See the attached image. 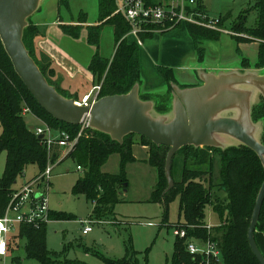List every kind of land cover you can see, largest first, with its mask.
I'll return each instance as SVG.
<instances>
[{"label":"trees","instance_id":"obj_1","mask_svg":"<svg viewBox=\"0 0 264 264\" xmlns=\"http://www.w3.org/2000/svg\"><path fill=\"white\" fill-rule=\"evenodd\" d=\"M69 2L70 0H61L63 5L69 6ZM98 6L101 23L88 27L89 42L99 48L103 27L109 24L114 28L117 46L112 58L104 57L97 51L91 61L90 69L98 78V84L101 85L99 98L125 94L136 84L143 85L141 47L137 42L126 37L131 26L125 16L116 13L117 0H98ZM255 6L254 9H257L259 14L255 26L247 27V19L252 12L247 9L239 15L235 26L241 30L247 27L249 36L261 40L255 65L264 67V0H255ZM220 17L221 25L227 27L226 21L231 18V13L225 16L220 15ZM30 22L31 24L24 32V43L27 49L50 84L56 86L63 95L71 97L55 81L56 71L52 68V62L45 55L37 53L35 39L42 34V28L34 24L31 19ZM186 27L194 40L199 59L203 58V52L199 51V44L218 40L222 33L192 24ZM62 28L67 33L78 36L81 26L63 24ZM147 37L149 35L142 38L145 40ZM242 62L246 67L251 65L248 58L243 59ZM43 65H48L49 73ZM157 69L165 81L170 83L176 80V70L173 68L159 66ZM180 86L188 87L183 84ZM140 95L144 100H156L157 109L160 112H167L170 109L171 89L164 96L142 90ZM24 105H27L37 117L57 132H66L72 138L78 136L81 124H70L56 119L34 98L16 73L0 38V124L2 126L0 154L6 153L5 172L0 177V217L6 213L12 195L17 190L15 187L17 178L24 173L26 167L30 164L38 167V172L33 178L35 179L47 169L49 161L56 162L61 155L58 147L50 152L44 140L39 139L38 135L28 127L23 115ZM252 117L254 121L264 120L263 97L253 107ZM136 137H139L143 144L150 145L147 163L158 172V180L150 200L162 202L167 208L173 201L179 200L180 220L175 226H185L187 236L185 238L176 236L171 264H207L203 255H194L188 251L187 242L208 239L217 242L221 251L220 261L211 259L209 264H261L249 244L248 229L256 199L264 181V165L260 157L245 145L230 146L226 149L212 146L205 148L184 146L173 158V179L176 178L178 168L176 159L179 152L191 150L196 156H203V154L205 156L208 151L204 149H210L221 154V180L214 182L211 170L208 168L190 167L185 163L181 173L182 180L174 179V185L168 190L169 182L165 168L169 146L157 145L149 138L135 133L126 135L124 141L119 142L109 134L89 127L78 138L73 151L59 163L72 158L78 163L77 166L82 167L83 176L78 180L75 190L85 194L94 203L96 218L104 220L112 216L115 204L124 200L121 193L129 185L127 167L136 161L132 151ZM262 142L264 143V132ZM113 154H118L120 157V171L119 173L104 172L103 166ZM219 192H224L225 195L221 196ZM208 205H211L221 217V224L213 226L210 230L207 229L205 212ZM51 217L52 220L65 219V216L54 212H51ZM18 232L21 238L26 239L24 246L26 257L38 260L39 264H84L79 259H69L62 254H53L48 249L46 224L35 227L23 223L19 226ZM255 238L264 255V203ZM14 261L17 264H23L19 257H16ZM107 262L109 264H149L147 260L141 262L135 251H129L121 259L107 260Z\"/></svg>","mask_w":264,"mask_h":264},{"label":"rangeland","instance_id":"obj_2","mask_svg":"<svg viewBox=\"0 0 264 264\" xmlns=\"http://www.w3.org/2000/svg\"><path fill=\"white\" fill-rule=\"evenodd\" d=\"M207 1L210 3L213 15L225 16L231 13L232 16L227 24L228 33H221L218 40L205 41L199 44V51L203 52V58L199 59V63H196L197 54L195 51V58L191 59L190 54L184 59L178 57L180 63H196L203 67V69L196 68L193 71V75L196 77L194 79L196 86L203 84L200 79V70L209 72L215 65H232L236 64V60H241L240 65L246 67L243 65L242 57H247V55H249L251 61H257L254 60V58L257 59V53L253 55L251 53L254 48L257 47L259 49V43L261 42L260 39L249 36L247 32V27L255 26L257 23L259 14L258 10L254 9L256 7L255 0ZM71 4L74 10L73 13L78 18L81 11L87 12L86 14L82 13L83 19H86V21L94 22L99 17L98 0H71ZM245 9L252 10V12L248 16L247 27L241 30L235 25L239 15ZM63 14L68 15L66 8H63ZM103 32L105 37V39L103 37V51L104 53L112 52L113 54L115 40L112 26L109 24L105 25ZM157 36V38H161V34H157ZM152 40V38L146 39V41ZM251 42H255V44L245 45ZM145 50L143 47L140 51L142 57V79L143 85H149L154 88L152 92L164 96L170 89L172 93L174 84L180 86V82H191L188 71L178 70L177 75H175L176 80L170 83L165 81L157 70V65H161L159 58L151 56ZM43 66L49 73L48 65ZM24 106L28 107L27 105ZM36 117L32 113H27L25 115L27 125L35 128L36 125L46 123L41 118ZM51 129L54 134L57 133L52 127ZM263 129L264 122L260 121L255 129H250V133L255 137H259ZM222 140L224 143L228 142L229 145H232L234 141L228 136H223ZM204 151H208L205 156L204 154L203 156H196L191 150L179 152L176 159L178 168L174 179L182 180L181 173L186 163L190 167L198 166L210 169L214 182H220L221 154L210 149H204ZM60 152V158L56 162L49 161L48 163V165L56 166L51 175L50 186L45 193V197L48 201L49 210L60 216H65V219L52 220L47 224L45 223L47 225L48 249L53 254H62V256L65 255L69 259H79L84 264H109L107 260L121 259L129 251H135L141 262L147 260L149 264H171L176 238L175 230L177 227L175 224L180 220L179 200L173 201L168 208L162 202L150 200L156 180H158L157 170L146 162L130 164L127 167L129 185L126 192L122 195L124 200L115 204L112 216L100 220L94 214V203L85 194L78 193L75 190L78 180L83 176V170L77 168L78 163L72 158L59 163L64 156L63 150L60 149ZM5 166L6 153L3 152L0 154V177L5 172ZM103 171L119 173L120 157L118 154H113L109 158L104 165ZM37 172L38 167L36 165H28L24 173L18 176L15 184L16 189H20L26 182L33 179ZM43 190L44 186L36 191V196L39 197ZM219 195L224 196L225 193L219 192ZM27 208L28 206L26 205L24 210H27ZM205 212L207 224L212 227L221 224V217L211 205L206 207ZM11 214L15 213L11 212ZM92 219L94 220L91 223L93 230L87 235L82 234L83 225L81 222ZM18 231L19 227L10 233V239H12L11 252L6 257L0 258V264H17L14 261L16 257L21 258L23 264H39L38 260L26 257L24 250L26 239L21 238Z\"/></svg>","mask_w":264,"mask_h":264},{"label":"water","instance_id":"obj_3","mask_svg":"<svg viewBox=\"0 0 264 264\" xmlns=\"http://www.w3.org/2000/svg\"><path fill=\"white\" fill-rule=\"evenodd\" d=\"M42 2L0 0V38L16 73L53 117L70 124H81L88 116L90 128L107 133L119 142H123L126 135L135 133L157 145L169 146L165 168L168 190L174 185L173 158L187 145L222 149L245 145L264 165V129L259 137L250 133L260 121L264 122L254 121L252 117L253 107L261 97L264 98V67L238 65L241 70H221L218 74L200 70L202 85L185 88L173 85L167 112L158 111L156 100L142 99L140 83L128 93L107 95L84 104L63 95L49 83L24 43L25 29ZM223 136L234 139L232 145L224 143ZM38 138L43 139V135ZM263 203L264 181L248 229L249 244L261 264H264V255L256 242L255 232Z\"/></svg>","mask_w":264,"mask_h":264},{"label":"built area","instance_id":"obj_4","mask_svg":"<svg viewBox=\"0 0 264 264\" xmlns=\"http://www.w3.org/2000/svg\"><path fill=\"white\" fill-rule=\"evenodd\" d=\"M116 13L125 16L130 23L131 29L126 37L134 38V41L139 45L144 42L143 36L162 34L181 26L186 27L189 24L228 33L227 27L221 25V17L210 14L203 6L201 0H117ZM100 89L101 85L98 84L94 88L96 90L95 94H87L80 102L89 104L96 101L99 99ZM27 113H32L36 117L29 107H25L23 110V115ZM89 122L90 117L87 116L81 123V130L75 138H72L68 133L63 131H58L54 134L47 123L36 125L32 130L38 136L43 135L44 143L50 152L55 147L63 150L64 158L73 151L78 138L83 134L84 130L89 128ZM78 169L83 170L81 166H78ZM53 170L54 166L48 165L43 173L35 179L28 181L12 195L6 213L0 217V257L8 255L10 250V233L14 232L21 224L39 227L52 221L45 193L49 189ZM42 186H44V190L37 197L36 191L41 189ZM26 205L28 208L24 210ZM11 212L15 214L12 215ZM93 222V219L81 222L83 225L82 234L87 235L93 230L91 225ZM176 227V236L185 238L187 236L186 227ZM211 228L212 226L208 224L207 229L210 230ZM187 249L194 255H203L207 264L210 263L211 259H215L216 261H220L221 259L218 243L211 239L206 241L189 240L187 242Z\"/></svg>","mask_w":264,"mask_h":264},{"label":"crops","instance_id":"obj_5","mask_svg":"<svg viewBox=\"0 0 264 264\" xmlns=\"http://www.w3.org/2000/svg\"><path fill=\"white\" fill-rule=\"evenodd\" d=\"M201 2L203 3L205 9L210 14H212L210 3L207 0H201ZM63 8L67 9L68 15L63 14ZM73 11L74 10L71 4V0L69 2V6L65 4L63 5L61 3V0H43L40 9L31 17V21H33L34 24L42 28V34L37 36L35 39L37 53L45 55L52 62V68H54V70L56 71V76L54 77V79L55 81H57V84L60 86V88L66 91L71 96V98H75L76 100L81 101L82 98L87 94H95L96 92L94 88L98 85V78L90 69V64L95 53L99 51L100 55L104 57H109L110 54L109 58H112L115 53L114 50H116L117 44L115 39L114 28L112 26L115 40V49L113 50V54L112 52L104 53L103 51V30L100 38L99 48H97L95 45H92L89 42L88 27L90 25L100 24L101 22H99V17L95 19L94 22L88 20L85 21L86 19H83V14H86L87 12L81 11V14L78 18L73 13ZM63 24L81 26L79 35L74 36L73 34H69L64 31V29L62 28ZM227 24L228 20L226 21V25ZM157 37V34L151 35L146 39L152 38V41H146L145 39L143 44L139 46L141 48L144 47L146 49V53H150L151 56L159 58L161 65H157V68L159 66L173 68L174 70H176V75L178 71H188L189 80L191 82H180V84L188 85V87L196 86V82L194 81L196 77L193 75V71L196 68L203 69V67L196 64L199 63L198 52L195 47L194 40L191 37L187 27L181 26L168 32L162 33L160 39ZM129 40L134 41V38L130 37ZM254 44L255 42H251L245 45L250 46ZM194 51L197 54L196 63L188 64L185 62L180 63V61H178V57L184 59L189 54L191 55V59L195 58L196 55L194 54ZM258 52L259 49L256 47L251 53L252 55L257 53V59L252 57L254 58V60H258ZM140 58L142 69L141 53ZM245 58H248L249 62L251 63L250 66H254L257 62L251 61L249 55H247V57H242V60ZM240 64L241 60H236V64L225 66L222 64L217 66L215 65L210 69V71H214L216 74H218V72L221 70L225 71L228 69L238 68L237 66ZM153 89L154 88L149 85H142L141 90L145 92H152ZM28 127L31 129L34 128L30 127L29 125ZM1 133L2 126L0 125V135ZM150 150V145L143 144L142 140L139 137H136L135 143L132 147L133 155L136 158V161L130 164H137L143 162L147 163V160L150 156ZM125 192L126 190H124L121 194L123 195ZM10 252L11 250H9L8 255L10 254Z\"/></svg>","mask_w":264,"mask_h":264}]
</instances>
